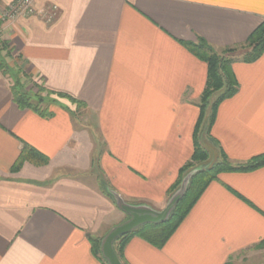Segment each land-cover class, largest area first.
<instances>
[{
    "label": "crops",
    "instance_id": "obj_1",
    "mask_svg": "<svg viewBox=\"0 0 264 264\" xmlns=\"http://www.w3.org/2000/svg\"><path fill=\"white\" fill-rule=\"evenodd\" d=\"M10 1L0 0V13ZM33 7L0 24V37L15 69L52 100L50 115L20 108L10 75L17 71L0 67V264H103L91 238L103 239L127 215L101 181L128 203L161 209L191 157L207 66L184 43H244L264 20V0H34ZM231 69L238 90L219 102L209 137L199 139L213 156L220 146L241 163L264 153V52ZM25 145L48 161L12 172ZM263 239L261 166L220 173L161 248L131 237L122 261L225 264Z\"/></svg>",
    "mask_w": 264,
    "mask_h": 264
},
{
    "label": "trees",
    "instance_id": "obj_2",
    "mask_svg": "<svg viewBox=\"0 0 264 264\" xmlns=\"http://www.w3.org/2000/svg\"><path fill=\"white\" fill-rule=\"evenodd\" d=\"M184 44L192 54L206 63L207 77L198 104L200 112L193 131V151L190 159L180 167L176 181L168 190V197L178 188L182 177L188 171L199 165L202 167L191 176L186 191L164 222L156 224L146 223L114 241L113 248L123 264H125L122 261L123 247L131 237H139L152 246L161 248L185 218L206 186L211 181L216 180L220 173L250 171L264 166V153L255 155L241 163H233L221 150L220 146L218 147L217 157L213 158L211 152L199 139L207 109L209 108L210 110L205 132L208 136L219 102L231 97L238 90V82L231 69L232 63L235 61H254L264 52V20L249 34L246 41L240 45L216 49L202 39H199L196 43L185 42ZM0 45L7 47V43L4 40H0ZM39 92L45 91L39 87ZM40 93L31 94L29 91L19 89L18 79H15L13 84V99L15 103L22 109L29 108L42 115H50L48 110L50 101L44 106L42 103L45 102V98ZM45 93L49 97L52 94L48 91ZM59 94L67 97L65 94ZM47 161V157L32 147L25 145L21 148L18 158L11 167V171L14 172L19 169L24 162L42 165L46 164ZM101 186L103 192L115 203L113 196L106 190L107 187L104 181H101ZM101 241V238H91L92 251L103 264H107L100 250ZM254 248L264 249V239L257 243ZM225 264H230V258Z\"/></svg>",
    "mask_w": 264,
    "mask_h": 264
},
{
    "label": "water",
    "instance_id": "obj_3",
    "mask_svg": "<svg viewBox=\"0 0 264 264\" xmlns=\"http://www.w3.org/2000/svg\"><path fill=\"white\" fill-rule=\"evenodd\" d=\"M201 167L199 165L191 169L182 177L180 185L167 198L165 205L161 209H155L145 203H128L116 191L108 187L106 188L108 193L113 196L116 205L127 215V219L112 227L101 241L100 250L107 264H122L113 248V243L118 237L130 233L146 223L156 224L164 222L167 219L175 204L186 191L191 176L199 171Z\"/></svg>",
    "mask_w": 264,
    "mask_h": 264
},
{
    "label": "rangeland",
    "instance_id": "obj_4",
    "mask_svg": "<svg viewBox=\"0 0 264 264\" xmlns=\"http://www.w3.org/2000/svg\"><path fill=\"white\" fill-rule=\"evenodd\" d=\"M18 0H11L9 4H7L5 7H1V13H0V24L4 23L6 20H2L1 15L4 13V10L7 9L6 15L16 6ZM1 40V37H0ZM12 51L8 47H2L0 45V67L3 71H6L5 73L8 74V71H10L9 67L11 66V69L17 73L10 74L12 82L15 81V79H18L19 89H23L24 91H29L31 94L33 93H40L39 92V85H37L35 82L30 81V79H25L23 77V73H19L18 70L15 68L17 67V62L13 60V56L11 55ZM12 59V62H11ZM7 61V62H5ZM9 63V64H8ZM13 63V64H12ZM15 64V65H14ZM10 65V66H9ZM42 97L45 98V102L42 104L45 106L48 104L49 101L52 100V97L47 96L45 92L40 93ZM49 97V98H47ZM48 99V100H47ZM47 101V102H46ZM210 114L209 108L206 111L205 114V120L202 125V130L200 132V136L203 138H206V123L208 116ZM205 142V139H204ZM217 155L213 156V158H216ZM230 264H264V249L260 248H254L251 250L243 251L234 257L230 259Z\"/></svg>",
    "mask_w": 264,
    "mask_h": 264
},
{
    "label": "built area",
    "instance_id": "obj_5",
    "mask_svg": "<svg viewBox=\"0 0 264 264\" xmlns=\"http://www.w3.org/2000/svg\"><path fill=\"white\" fill-rule=\"evenodd\" d=\"M34 0H18L16 6L6 15L7 9L2 13V20H13L18 16L29 15L34 13L33 7ZM53 12V11H51ZM41 16H48L45 12H39ZM52 15L49 13V16Z\"/></svg>",
    "mask_w": 264,
    "mask_h": 264
}]
</instances>
